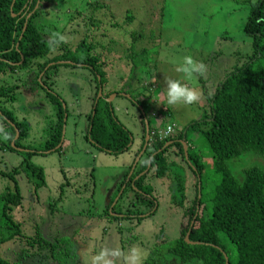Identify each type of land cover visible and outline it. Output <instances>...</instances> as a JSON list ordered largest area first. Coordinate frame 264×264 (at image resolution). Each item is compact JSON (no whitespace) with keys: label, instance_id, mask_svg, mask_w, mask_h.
<instances>
[{"label":"trees","instance_id":"16d2710c","mask_svg":"<svg viewBox=\"0 0 264 264\" xmlns=\"http://www.w3.org/2000/svg\"><path fill=\"white\" fill-rule=\"evenodd\" d=\"M49 1L51 0H0V119L10 129L9 149L33 150V147L23 143L21 145L29 137V125L17 122L14 114L7 108L10 103L16 102L21 86L15 82L4 83L3 79L24 71L28 77L23 85L32 88V91L33 86H37L45 93L49 103L55 108L56 122L51 127L50 139L40 149L52 152L62 150V146L60 149L57 147L62 141L63 127L66 124L64 118L68 114L65 103L54 92L56 78L53 76L61 67H79L89 70L95 79L91 83L94 95L85 140L106 154H122L129 150L133 136L119 122L113 104L108 99L114 94L122 96L124 90L132 87L133 82L144 77L149 80L157 79V62L152 58L156 46L154 44L140 48L138 45L142 43H138L143 34H138L135 30L125 31L131 32L130 48L119 53L116 51L120 61L116 64L120 66L119 72L124 77L127 73L121 68L124 65L129 67L128 77L125 85L121 86L122 89L108 90L109 80L105 69L108 63L103 60L101 53L106 46L102 42L104 39L98 41L96 38L107 37L101 32L106 21L98 22L96 16L101 7L86 0V8L93 5V10L86 12L85 7L80 6L81 1L77 4L76 11H84L90 20L87 21L86 35L88 34L89 39L95 37V40L90 39L91 42H88L85 37L78 44L68 45L67 39L54 43L55 35L51 40L47 38L42 32L43 27L38 23V16L43 13L42 5ZM76 18L80 19L78 15H74L72 20ZM120 24L118 21L115 26L123 36ZM94 32L99 34L90 36ZM244 34L251 41L247 61L241 62L239 59L237 66L226 73L214 94L207 98L209 108L203 114V121H191L183 130L186 132L178 136L188 144L189 161L182 157L196 178L192 189L193 200L189 207L186 203L190 195L187 196L186 191L190 188L183 186L182 172L165 167H160V171L155 170L160 166L156 164L162 155L154 157V154L166 142L158 141V130L153 127L151 116L155 113L145 112L151 116L147 121L150 124V135L151 129L156 134L145 149L148 158L141 166L142 159L129 167L117 191L120 192L119 199L116 203L112 200L107 205L105 215L116 221L125 219L131 225L140 227L160 207L155 195V181L161 184L163 178L167 177L165 181L171 182L174 191H178V196L175 194L172 199L176 207L171 208L174 211L183 210L181 219L186 220L189 215L190 221L187 226L185 222L182 223L179 239L168 241L154 235L148 243H143L141 253L149 254L141 264H158L159 260L168 255L177 256L183 264H264V0L251 4ZM152 38L149 36L150 40ZM31 74L34 77L29 78ZM100 90L102 96L98 97ZM139 90L143 94L146 88ZM129 91L127 94H130ZM148 102L147 97L145 100H136L141 108L140 114L145 111ZM141 117L145 133L146 125L142 114ZM17 132L19 136L15 139ZM191 134H197L199 138L190 139ZM145 144L144 139L141 149ZM177 146L180 151H184L181 142ZM203 149L213 160V165L202 155ZM28 153L20 166L10 172H0V176L7 182L0 194V264H72L74 256H71L62 242H51L40 234L35 237L27 236L23 233V225L15 219L16 209L23 201L16 175H27L29 184L32 183L30 179L36 181L32 195L37 194L46 184L44 170L31 163L32 156L39 152ZM240 161L244 165L235 173ZM214 174L217 176L216 180L213 179ZM123 185L125 189L121 193ZM130 190L134 193L132 198L128 197L119 205ZM13 242H19L21 248L14 251L12 258H7L3 253L8 255L9 252H4V247Z\"/></svg>","mask_w":264,"mask_h":264},{"label":"rangeland","instance_id":"374dc122","mask_svg":"<svg viewBox=\"0 0 264 264\" xmlns=\"http://www.w3.org/2000/svg\"><path fill=\"white\" fill-rule=\"evenodd\" d=\"M80 1V6L84 8L86 0H51L43 3V13L38 16L43 34L50 40L53 35H62L68 40V45L78 44L85 37L88 42H91L90 39L95 40V37L89 39L88 34L86 35L89 20L87 15L84 11H76ZM256 1H88L101 7L100 13L96 14L98 22L106 21L101 32L107 37L96 38L98 41L104 39L102 42L106 46L101 53L103 60L108 63L105 68L109 80L108 90L122 89L121 86L125 85L128 77L129 67L122 63L125 67L122 66L121 69L127 73L124 77L119 72L120 66L116 64L120 62L116 51L119 53L130 48L131 32L125 31L135 30L138 34H143L138 43H142L138 45L140 48L154 44L156 46L152 58L157 62V79L149 80L144 77L136 83L133 82L132 89L124 90L126 93H122V96L115 94L109 96L116 117L133 136L129 150L119 155L106 154L85 140L89 124L87 118L94 95L91 83L95 82L89 70L61 67L53 76L56 78L54 92L60 96L61 102L65 103L68 114L64 118L66 124L63 127L62 141L57 147L60 149L62 146V150L52 152H43L40 149L50 139L51 127L56 122L55 108L49 103L45 93L37 86H33L32 91V88L23 85V81L28 77L24 71L3 79L4 83L15 82L21 86L16 102L10 103L7 108L14 114L17 122H26L29 125V137L22 141L21 145L23 143L25 146H32L33 150L19 148L18 151H11L8 146L10 129L0 119V172L12 171L24 162L28 152L37 151L39 154L32 156L31 163L44 170L46 181L45 186L40 188L37 194L32 195L31 191L36 181L30 179L32 183L29 184L27 175H16L23 201L14 215L23 225L25 235L35 237L40 234L51 242H62L71 256H74L75 261L72 264H131L129 258L133 249L138 253L137 264H141L149 253L143 252V249L141 253L140 248L154 235L168 241L179 239L182 223L185 222L187 226L190 217L188 215L186 220H182L184 211H174L171 208L176 207L172 199L175 194L178 196V191H174L171 182L165 181L167 177L163 178L161 184L155 181L157 189L155 195L158 197L160 207L157 213L154 215L152 212L153 215L145 219L140 227L131 225L130 221L125 219L116 221L105 215L107 205L112 200L116 203L119 199L120 192L117 191L129 167L142 159L141 166L148 158L145 146L141 149L145 133L140 122L141 108L136 104V100H145L147 97L149 102L145 112L155 113L156 116V113H160L158 121L152 120L153 127L159 124L161 128L167 122L164 118H167L168 124H175V131L178 133L191 121H200L209 108L207 98L214 94L226 73L237 66L239 59L241 62L247 61L246 55L251 52V41L244 34V26L251 4ZM84 9L91 12L93 5ZM74 15H78L80 19L72 20ZM118 21L121 23V30L124 31L123 36L115 26ZM94 34L99 32H94L90 36ZM149 36L153 38L150 40ZM186 56L205 65L203 74H193L191 78L184 79V74L178 72L177 67L183 63ZM32 77L34 75L31 74L29 78ZM165 78L181 80L198 94V102L192 105H167L164 94ZM143 87L146 90L140 94L139 89ZM128 91L131 95L127 94ZM194 138L198 139L199 136L191 134L190 139ZM11 146H14L13 143ZM202 155L213 165V160L205 149L202 150ZM156 165L160 166L155 169L153 165L155 170L160 171V167H165L182 172L183 186L190 188L186 191L187 196L190 195L186 203L189 207L190 201L193 200L192 189L196 178L180 153L178 154L177 148L167 150ZM243 165L244 163L240 161L235 173L239 172ZM213 179H217L215 174ZM5 186L7 182L0 176V194ZM124 189L123 185L121 193ZM133 194L132 190L128 191L119 205L128 197L132 198ZM20 248L19 242L10 243L3 250L9 254L3 255L12 258V255H15L14 251ZM158 264L183 263L177 256L168 255L159 260Z\"/></svg>","mask_w":264,"mask_h":264},{"label":"clouds","instance_id":"9594fccd","mask_svg":"<svg viewBox=\"0 0 264 264\" xmlns=\"http://www.w3.org/2000/svg\"><path fill=\"white\" fill-rule=\"evenodd\" d=\"M63 40H64V36L56 34L55 35V40L53 42L54 43H59V42H61ZM177 71L184 74V79H188V78H191L193 74H203V72L205 71V65L202 64V63H198V62L194 61L190 56H186V57L183 58V63L177 67ZM164 83L166 85V87L164 89V94L166 96V104L167 105H169V106L192 105V104L198 102V100H199L198 94L193 89L188 87L185 83H182L181 80H179V79L173 80V79L165 78ZM141 114L143 116V119H144V122H145V125H146V133L148 131V136L149 137H148V141L147 142L149 143V139L151 141V138L153 136H156V134L154 133L153 129H151L152 131H151V135H150V124L147 121H148L149 118H151V116H153V119L158 121L159 118H160V113H156L157 116L155 114H152L151 116H148V115L145 114V111L143 113H141ZM141 114H140V119L142 118ZM164 120H167V122L161 128H160L159 124H157L154 127L155 129L158 130V132H157L158 141L160 143L161 142H166L164 144V146L162 147V149H161L163 151V154L167 150L172 148V147H170V145H171L170 141L172 139H174V138H178L180 133H182L184 128H185L184 127L181 131L176 133L175 124L174 123L168 124V119L167 118H164ZM141 121H142V119H141ZM201 121H203L202 118H201ZM147 128H148V130H147ZM184 132H186V131H184ZM146 133H145V137H146ZM181 143L184 146V151L183 152L180 151L179 148L177 146H175L177 148V152H178V154L180 153L181 157L183 156V157H185V159L187 161H189V158H188V144L186 143V141L184 139H181ZM185 150H187V155L185 153ZM183 157H182V159L184 160ZM129 259L131 261V264H137V262H138V253H137L136 249L132 250V254H131V257Z\"/></svg>","mask_w":264,"mask_h":264},{"label":"flooded vegetation","instance_id":"af4514ba","mask_svg":"<svg viewBox=\"0 0 264 264\" xmlns=\"http://www.w3.org/2000/svg\"><path fill=\"white\" fill-rule=\"evenodd\" d=\"M143 129V128H142ZM146 133V132H145ZM145 139V142H146V140H147V133H146V137L144 138ZM179 142H181V140L180 139H178V138H174V139H172L171 141H170V147H175V146H177V143H179ZM160 143V142H159ZM178 147V146H177ZM156 154V155H155ZM155 154H154V157H156V156H159V155H163V151L160 149V150H157L156 152H155Z\"/></svg>","mask_w":264,"mask_h":264},{"label":"water","instance_id":"95a60500","mask_svg":"<svg viewBox=\"0 0 264 264\" xmlns=\"http://www.w3.org/2000/svg\"><path fill=\"white\" fill-rule=\"evenodd\" d=\"M102 96V93H101V90L99 91V94H98V97H101ZM108 102H110V99H108ZM147 130H148V128H147ZM18 136H19V134H18V132H17V134H16V139H18ZM148 131H147V140H146V144H145V148H144V150L146 149V147H147V144H148ZM13 145H14V142H13ZM185 153H186V155H187V150H185ZM189 240V235H187L186 236V241H188Z\"/></svg>","mask_w":264,"mask_h":264}]
</instances>
